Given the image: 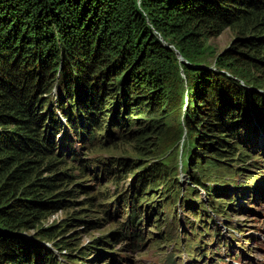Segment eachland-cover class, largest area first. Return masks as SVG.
Returning a JSON list of instances; mask_svg holds the SVG:
<instances>
[{
	"label": "trees",
	"instance_id": "obj_1",
	"mask_svg": "<svg viewBox=\"0 0 264 264\" xmlns=\"http://www.w3.org/2000/svg\"><path fill=\"white\" fill-rule=\"evenodd\" d=\"M243 16L264 17V0H0V264H87L79 258L89 251L107 255L106 246L119 239L141 248L148 237L142 229L145 214L140 203L149 189L158 191L160 198L147 205L150 212L145 211L149 217L163 215L157 218L159 228L167 223L165 206L171 211L175 205L180 183L163 162L155 161L119 196L125 207L117 211L126 217L110 235L113 239L65 246L60 257L53 249L63 247L56 227H40L37 236L24 231L35 225L41 213L60 207L75 192L59 189L60 196L53 199L35 186L53 191L57 180L71 179L73 174L62 170L37 177L30 185L24 182L42 166L53 169L55 162L64 164L65 159H79L88 175L94 176L96 170L99 174L101 165L91 170V159L80 156L75 142L82 141V147L96 144L99 114L107 115L106 103L111 102L118 124L149 107L151 114L162 116L179 112L182 73L188 85L183 116L188 131L195 132L194 152L187 159L193 185L187 188L203 187L208 204L220 208L214 193H226L230 178L235 180L245 165L235 170L226 166L211 181L207 167L220 169V162L235 154L231 148L251 151L245 127L264 132V77L259 74L264 72V50L258 52L264 36L235 38L213 66L203 58L205 39ZM105 162L110 169L128 165L122 157ZM167 196L173 200L164 199ZM105 211L114 214L111 208ZM171 235V231L159 232L149 245L159 247ZM205 244L200 238L189 254L202 257ZM115 261L128 264L124 256Z\"/></svg>",
	"mask_w": 264,
	"mask_h": 264
},
{
	"label": "rangeland",
	"instance_id": "obj_2",
	"mask_svg": "<svg viewBox=\"0 0 264 264\" xmlns=\"http://www.w3.org/2000/svg\"><path fill=\"white\" fill-rule=\"evenodd\" d=\"M240 36H264V17L257 19L243 16L239 20L224 24L220 31L212 33L205 39L204 60L213 66L217 55ZM263 44L259 45V53L264 50ZM259 74L264 77V72L260 71ZM181 75L179 96L183 98V101L179 112L169 111L167 116H162L161 112L151 114L153 109L149 107L151 109H147L145 113L133 114L131 120L118 124L113 120L115 113L110 108L111 102L106 103L104 112L107 115L100 116L99 114L101 130L97 131L96 144L85 143L82 147V141L75 142L77 152L81 150L80 156L91 159V170H93L92 166L101 165L98 168L99 174L96 170L94 176L88 175L86 172L89 171L81 167L79 159L70 161L65 159L66 161L62 160L64 164L61 161L60 163L55 162L53 169L42 166L27 176L24 183L30 185L37 177L67 170L73 176L71 179L57 180L59 185L53 191L40 185L35 188L42 189L41 192H45L43 194L53 199L60 196L57 194L59 189L73 188L75 192L68 195L66 197L68 201L62 203L60 207L56 209L51 207L41 213L35 225L26 229L24 233L29 234L28 236H37L40 227H56V232L59 234L57 241L63 246L62 248L53 247L58 255L59 252L66 251L65 246L76 248L90 245L96 240H112L110 235L118 229L119 223L126 217V214L122 216L117 211L118 208L125 207L123 201L118 200L119 196L134 186L136 176L147 165L157 161L163 162L164 166L168 167L170 176L176 177L180 183V193L174 199H177L175 205L172 206L171 211L168 205L165 206L164 213L166 210L168 212L167 223H162L159 228L160 222L157 218L163 215L158 216L152 213L149 217L148 212L145 211L148 209L150 212L147 205L153 203L155 198H160L157 196L158 191L149 189L140 203L145 214L142 229L144 235L148 237L142 247H133L130 240L119 239L111 241L106 246L107 255L102 254L105 252L89 251L79 258L80 262L117 264L115 259L118 256H124L128 264H214L215 261L216 264H264V132L259 130L260 128L255 129L254 126L252 129L245 127V135L252 145H248L251 151L247 153L238 146L231 148L235 154L221 161L220 164L223 166L220 169L213 165L207 167V173L211 171L210 174L213 175L209 176L211 181L215 178L214 176L226 171V166H232L235 170L236 167L245 165L241 172L234 175L235 180L230 178L227 187H224L226 193H214L215 205L220 207H215L216 210H214L208 204L209 197L205 196L203 187H196L193 191L187 188L193 185V179L190 176L191 168L187 159L194 152L195 132L188 131L183 116V109L187 105L188 85L185 74ZM131 121L135 123L133 126L129 125ZM158 121L162 124L156 125ZM109 124L112 129L111 133ZM112 157L127 159L128 165L120 164L110 169L105 158ZM207 159L209 158L204 160ZM192 170L196 171L194 168ZM115 172H120L121 175L115 176ZM249 175L256 179L250 180L252 178H248ZM157 190L160 191L159 188ZM249 191L256 195L249 196ZM28 194L26 192L25 195ZM234 196L237 197L236 200ZM171 198L167 196L164 199L170 200ZM189 198L193 199L191 204L186 203ZM193 203L196 204L195 207ZM232 203H235L234 206L231 205ZM248 206L252 210H249ZM201 207H205L207 211H203ZM109 208L114 213L113 215L105 211ZM127 209L128 207L125 211ZM198 213L203 216V219L197 216ZM170 222L173 223L172 227H168ZM202 228H206V232H203ZM162 231L163 234L171 231L172 235L166 236L159 247L150 246L149 242H153V237ZM216 232L217 236L214 235ZM200 238H205L207 241L204 245L207 252L202 257L196 255L194 259L191 255L193 251L189 250H193V245ZM48 243L52 245L51 242ZM59 256L62 257L61 254Z\"/></svg>",
	"mask_w": 264,
	"mask_h": 264
}]
</instances>
